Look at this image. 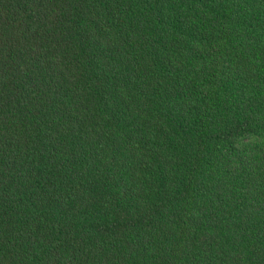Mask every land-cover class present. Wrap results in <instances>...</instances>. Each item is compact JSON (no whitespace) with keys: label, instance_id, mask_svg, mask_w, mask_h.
I'll return each mask as SVG.
<instances>
[{"label":"trees","instance_id":"1","mask_svg":"<svg viewBox=\"0 0 264 264\" xmlns=\"http://www.w3.org/2000/svg\"><path fill=\"white\" fill-rule=\"evenodd\" d=\"M0 264H264V0H0Z\"/></svg>","mask_w":264,"mask_h":264}]
</instances>
